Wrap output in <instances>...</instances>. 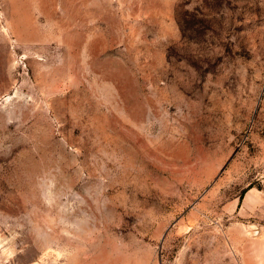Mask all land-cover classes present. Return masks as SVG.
<instances>
[{
	"label": "rangeland",
	"instance_id": "374dc122",
	"mask_svg": "<svg viewBox=\"0 0 264 264\" xmlns=\"http://www.w3.org/2000/svg\"><path fill=\"white\" fill-rule=\"evenodd\" d=\"M263 179L264 0H0V264H264Z\"/></svg>",
	"mask_w": 264,
	"mask_h": 264
},
{
	"label": "crops",
	"instance_id": "0c3cea01",
	"mask_svg": "<svg viewBox=\"0 0 264 264\" xmlns=\"http://www.w3.org/2000/svg\"><path fill=\"white\" fill-rule=\"evenodd\" d=\"M261 185L259 189L251 187L245 192L241 200L240 212L242 215L254 217L250 222V227L254 228V231L249 232L253 235L245 240L250 248L245 254L249 260L262 262L264 260V179Z\"/></svg>",
	"mask_w": 264,
	"mask_h": 264
}]
</instances>
